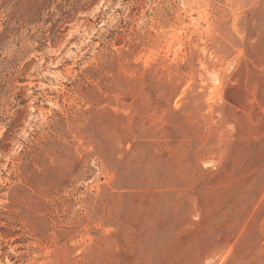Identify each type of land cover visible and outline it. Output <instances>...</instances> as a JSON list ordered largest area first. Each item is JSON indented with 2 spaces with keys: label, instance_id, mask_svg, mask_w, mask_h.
Listing matches in <instances>:
<instances>
[{
  "label": "rangeland",
  "instance_id": "374dc122",
  "mask_svg": "<svg viewBox=\"0 0 264 264\" xmlns=\"http://www.w3.org/2000/svg\"><path fill=\"white\" fill-rule=\"evenodd\" d=\"M0 264H264V0H0Z\"/></svg>",
  "mask_w": 264,
  "mask_h": 264
}]
</instances>
